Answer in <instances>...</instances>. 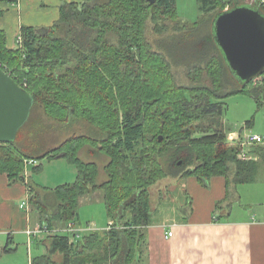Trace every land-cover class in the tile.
I'll return each instance as SVG.
<instances>
[{
    "label": "trees",
    "instance_id": "trees-1",
    "mask_svg": "<svg viewBox=\"0 0 264 264\" xmlns=\"http://www.w3.org/2000/svg\"><path fill=\"white\" fill-rule=\"evenodd\" d=\"M198 1L211 18L191 25L178 22L177 0H82L64 2L50 27L23 25L17 48L0 28V67L36 98L16 140L0 143V172L22 181L27 160L66 158L77 168L75 181L46 189L26 180L41 221L51 229L77 223L81 197L103 190L114 225L78 237L50 235L41 241L46 252L30 264H134L142 228L153 221L157 181L194 176L208 186L223 176L227 195L218 210L239 199L232 184L255 180L259 162L237 158L223 122L232 95L245 93L264 105V73L246 83L233 74L214 35L225 1ZM184 62L192 64L190 83L181 84L176 66ZM60 124L73 132L44 149L43 135ZM85 147L109 156L104 181L99 164L81 157ZM255 150L264 158V147ZM41 168L34 164L32 173Z\"/></svg>",
    "mask_w": 264,
    "mask_h": 264
},
{
    "label": "crops",
    "instance_id": "crops-1",
    "mask_svg": "<svg viewBox=\"0 0 264 264\" xmlns=\"http://www.w3.org/2000/svg\"><path fill=\"white\" fill-rule=\"evenodd\" d=\"M21 1L22 5L26 3L30 9H34L36 0H18L10 3H17L19 7L17 10L21 12ZM71 1L82 0L56 1L55 8L58 15L56 20L60 16V6L64 2ZM4 2L9 1H0V10H3V14L0 15V28L6 31L8 27H5L4 24L5 10L2 8V3ZM43 4L46 5L44 2ZM23 25L38 27L32 23H19L16 36L21 34ZM50 26L47 25L46 27ZM9 47L15 48L17 46L13 43ZM247 121L248 119L245 121L247 128L243 127L241 129L264 133V127H256L255 123L257 121L254 122L255 117L253 122L247 123ZM228 128L230 129L231 126ZM256 155L255 161L259 162L256 178L253 182L242 183V185L250 186L249 191H245V195H238V200L243 199L245 196L250 198L248 203L256 202L254 188L252 187L257 184L260 163L264 161V158L259 153ZM69 176L72 177L73 174ZM26 180L11 182L8 174L0 172V251L2 253L6 252L4 250L6 246L10 247L9 252L16 251L23 242L26 243L28 256L30 257L33 254L34 246L37 243L41 244L42 238H30L27 231L43 222L39 212L35 210L33 205H31V209L21 206L22 202L27 197H30V187L27 186ZM180 180L185 181L186 196L189 199L188 205L184 207L186 210L183 211L181 216H176V211L171 209L157 213L160 201L169 199L171 192ZM65 183L63 181L55 182L53 186L43 183L39 184H43L42 186L46 187V189H54ZM161 183L164 187L167 185H172V187L164 188L163 191L159 192V194L162 192L160 196L159 194L157 196L153 195V186L151 187L153 221L150 225L142 228L145 238L137 248L134 264H264V217L239 211L233 217L232 215L235 211L234 203L232 205L225 204L220 209L215 210L217 202L224 199L227 195L225 177L214 176L210 179L208 186L202 185L194 176L185 178L173 177L171 180L170 177L165 178L157 183L159 184V186L157 185L158 187L163 188ZM234 187L235 184H232L231 190L233 193H235ZM93 193V200H104L103 190H97ZM52 197L50 195V198ZM87 199H90L88 194L81 197L80 206ZM79 220L75 224L81 227L90 226L93 231L99 230L92 227L90 222L83 226ZM110 222L111 220L108 219L107 225ZM107 225H105L103 230L107 228ZM60 227L62 225L58 226V228ZM169 231H172L173 234L167 237ZM41 247L44 248L43 245ZM39 249L40 247L37 245L35 252H38ZM44 249L47 250L46 246ZM45 250L40 254H44Z\"/></svg>",
    "mask_w": 264,
    "mask_h": 264
},
{
    "label": "rangeland",
    "instance_id": "rangeland-1",
    "mask_svg": "<svg viewBox=\"0 0 264 264\" xmlns=\"http://www.w3.org/2000/svg\"><path fill=\"white\" fill-rule=\"evenodd\" d=\"M33 1V0H30ZM57 0L48 1V0H36V3L34 5V9H30L26 3L22 5V1L20 3V11L17 9L19 7L18 4H12L10 2H4L2 3V8L5 10V17H4V24L5 27H8V30H6V36H7V42L8 45H16L18 47V43L16 42L18 35L16 36V33L18 32L17 26L19 23H32L38 26L39 28L46 27L47 25H53L54 22H56L58 15L57 10L55 8V3ZM46 3V5L43 4ZM177 13H178V22L181 24H189L191 25L193 22L196 21H203L208 20V18H211L210 14L203 13L199 7V1L198 0H177ZM210 15V16H209ZM209 16V17H208ZM168 20H166L167 22ZM44 25V26H43ZM148 34L152 39H155L157 35L155 34L154 28L151 24H149L148 27ZM16 37V38H15ZM166 45H168V42H166ZM15 47V48H17ZM161 49H163L161 47ZM188 63H191L189 61ZM187 62H184L183 64L185 66H181V63H178L179 65L176 66V69L178 70V76L180 83H190L187 72L190 69L192 64L188 65ZM227 109L225 113V119L223 122V125H225V128L231 126V128L227 129L230 130H240L241 128H247V125L245 124V121L248 119H252L253 116L255 117V125L258 128L264 127V107L261 108L258 107V104L256 100L251 96L245 94V93H239L232 95L227 98ZM58 130L56 132H52L49 134L43 135V146L44 149H49L50 147L58 146V144H61L63 140H65L67 137L70 136V134L73 132L72 128H69V125H58ZM77 129V128H76ZM79 129V128H78ZM247 130V129H244ZM79 133L84 132V129L82 130H76ZM82 131V132H81ZM249 131V130H247ZM91 149V147H85L81 151V157L85 159V161L89 160H95L99 164V181H104L107 178V174L105 172L104 166L109 162V156L103 153L99 154H93L89 153L88 151ZM165 160V164L168 163V157ZM32 162H27L25 167V173L26 176L29 178H33L36 182L43 183L49 186H53L56 183H59L60 181L65 182H73L76 180V173L77 168L75 164L68 161L66 158H55V159H48L44 158L43 160H33ZM42 163V168L37 173H32V168L34 164ZM76 170V172H75ZM70 174H73V176H69ZM70 177V178H68ZM173 177H170V180ZM60 179V180H59ZM185 180V179H184ZM180 180L177 183V186L175 189L171 192V196L169 199L161 200L160 206L157 208L159 212H164L167 209H171L173 211H176V216H181L183 214V211L186 210L184 207L188 205L189 199L186 196V188H185V181ZM160 181V180H159ZM157 181V183L159 182ZM155 183L153 185V195L157 196L160 191H163L164 188L172 187V185H167L164 187V185L161 183L163 188L158 187L159 184ZM41 184V185H43ZM158 185V186H157ZM235 185L233 190L235 191L234 196L243 195L245 191H249V185H242L237 184ZM254 195H255V203H248L250 198L244 197L243 199L234 201V213L233 217L236 216V212L241 213H252L257 215L258 217H264V161L260 163V170L257 177V184L254 185ZM237 191V192H236ZM162 193V192H161ZM160 193V194H161ZM159 194V196H160ZM245 195V194H244ZM94 193L88 194V198L86 202H84L80 208H79V218L78 220L81 222V225L86 226V223L90 222L92 227L95 229L103 230L105 228V225H107L108 222V215L106 210V204L104 203V200L102 201H96L93 200ZM225 205V204H224ZM109 225V224H108ZM107 225V228L109 227ZM63 227V225H62ZM87 227V226H86ZM106 228V229H107ZM86 231H82L81 234H85ZM42 244V243H41ZM37 243L34 246L33 254L28 256V249L26 246V243L20 244V247L16 251L12 252H4L2 253V257L0 259V264H30V261L32 257L39 255L40 253L44 252L45 245L41 247L42 245ZM39 245L40 249L38 252H35L36 246ZM46 252V250H45Z\"/></svg>",
    "mask_w": 264,
    "mask_h": 264
},
{
    "label": "water",
    "instance_id": "water-1",
    "mask_svg": "<svg viewBox=\"0 0 264 264\" xmlns=\"http://www.w3.org/2000/svg\"><path fill=\"white\" fill-rule=\"evenodd\" d=\"M155 3L157 0H148ZM214 35L233 74L250 82L264 73V11L250 5L223 10L214 21ZM36 101L0 67V143L15 141ZM26 178H22L25 181Z\"/></svg>",
    "mask_w": 264,
    "mask_h": 264
},
{
    "label": "built area",
    "instance_id": "built-area-1",
    "mask_svg": "<svg viewBox=\"0 0 264 264\" xmlns=\"http://www.w3.org/2000/svg\"><path fill=\"white\" fill-rule=\"evenodd\" d=\"M224 10H229L232 7H235L237 4L239 5H250L254 7H258L264 11V0H224ZM16 42L18 46H21L23 43L22 34L17 37ZM227 142L231 147L234 148L236 152L237 158L240 160H255L257 158V153L255 152L257 147H264V133H256L252 131H247L244 129L240 130H230L227 132ZM26 162H29L27 160ZM32 162V160H30ZM30 197H27L21 204L23 207H27L31 209ZM107 229H110L113 225L111 221L108 225ZM84 231H93L92 228L89 227H81L73 222L67 223L64 227L51 229L46 223H42L39 226L29 229L27 231L30 238L32 237H41L46 238L50 235L55 234H71L72 236H80L81 232ZM172 231L167 233V237L172 236Z\"/></svg>",
    "mask_w": 264,
    "mask_h": 264
}]
</instances>
